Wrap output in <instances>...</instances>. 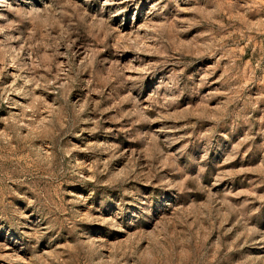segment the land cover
<instances>
[{"label": "rangeland", "instance_id": "374dc122", "mask_svg": "<svg viewBox=\"0 0 264 264\" xmlns=\"http://www.w3.org/2000/svg\"><path fill=\"white\" fill-rule=\"evenodd\" d=\"M0 264H264V0H0Z\"/></svg>", "mask_w": 264, "mask_h": 264}]
</instances>
